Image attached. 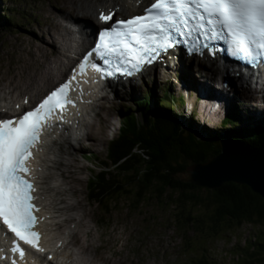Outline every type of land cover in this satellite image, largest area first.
<instances>
[{
    "label": "rangeland",
    "instance_id": "374dc122",
    "mask_svg": "<svg viewBox=\"0 0 264 264\" xmlns=\"http://www.w3.org/2000/svg\"><path fill=\"white\" fill-rule=\"evenodd\" d=\"M79 1L84 2V0L0 1V15L3 16L4 12L8 13L11 21L8 27L0 26V97L5 92L7 94L8 89L13 87L16 91L19 89L23 91L14 94L16 96L19 93L17 101H20L27 92L36 93L47 83V71L51 69L52 63L57 61V54L61 53L55 45L50 44L49 33H58L57 30L62 28L61 23L64 21V14L57 15L55 20L50 18V14H54L58 7L64 9L62 13L65 11L68 18H77V14L71 10V7L78 6ZM105 2V0H98L94 4L98 7ZM87 29L89 30V27ZM54 37H52L53 40H55ZM76 37L79 39V35ZM43 45L46 47V52L36 58L37 47ZM53 47L56 50H52ZM63 61L66 60L63 59ZM61 68L64 69V67ZM52 73L56 77L55 72L52 71ZM199 80H201L199 73L196 71L192 74L188 73L185 65L152 70L136 83L134 90L123 89L114 101L109 99L111 101L101 105L99 117L94 119L90 135H88L90 139L88 142H83V148H75L74 151L67 147L65 154H62L64 163H69L68 168H63L66 186L74 193L71 196L72 202L76 201L75 204H78V209L70 214L76 218V221L83 218L88 226L77 229L80 231V236L76 235L80 241H83V245H90L92 248L87 260L96 258L104 264H188L192 259L204 263L205 260L202 257L206 254L207 259L212 263L236 264L249 243H254L259 233L264 231V223L260 225L247 223L230 232L220 233L210 241H207L203 234L196 236L191 231L187 239L194 246L192 245L188 252L184 248L183 252L186 254L184 255L180 250V246L186 242V239H182L184 233L173 226L177 223L172 221L168 212H165L168 207L166 208L157 200H150L140 205L138 210L135 208L130 210L125 203H121L117 207L110 208V213L103 216L106 218L101 220L104 225L97 222L100 221V212L97 206L88 201L86 185L88 177L92 173L97 174L98 169L82 156H90L92 161H96V165L108 163L107 147L110 140L118 135L119 119L124 116L123 113L126 110L134 109L136 101L138 102L150 90L155 100L161 98L165 90H169L171 101L175 103L179 95H186L185 108L174 106L165 115L173 119H181L183 116L181 120L184 126L188 123H193L198 128L204 126L213 130V135L217 138L222 130L221 123L229 113L228 102L219 108L212 103L213 99L209 101L210 103L207 102L205 96L198 91L200 90L198 86L201 84ZM27 86L30 89L26 90ZM189 92H191L190 97ZM248 92L243 89L236 94V98L225 92L224 95L230 99L229 102L235 103L233 107L238 108L237 114L244 121H248L250 116H254L257 120L261 116V111L253 112L250 105L253 96ZM230 97L235 100L233 101ZM196 99L199 102H196ZM205 103L209 104L208 108L205 107ZM254 105L262 106L258 101ZM191 112L193 116L190 120ZM256 120L251 118L248 122H252L255 126ZM202 132L199 130L197 134L205 137ZM91 138L96 140V143L91 141ZM66 196L63 195L62 198ZM70 223L68 226L72 225ZM65 230L63 229L62 232ZM88 231L92 232L90 239L92 243H88L90 241L82 237ZM203 248L206 253L203 252Z\"/></svg>",
    "mask_w": 264,
    "mask_h": 264
},
{
    "label": "trees",
    "instance_id": "16d2710c",
    "mask_svg": "<svg viewBox=\"0 0 264 264\" xmlns=\"http://www.w3.org/2000/svg\"><path fill=\"white\" fill-rule=\"evenodd\" d=\"M9 17L5 12L0 15V26H10ZM170 95L165 90L162 98L155 100L150 90L134 109L123 113L119 134L108 144V163L97 166L98 173L92 174L86 185L88 201L97 206L100 221L121 203L138 210L140 205L157 200L168 207L165 212L177 223L173 226L184 233L186 251L193 245L187 239L191 231L210 241L243 224L264 223V199L248 186L228 182L208 189L184 182L190 166L204 165L221 152L223 140L264 151V121L255 126L245 124L236 109L226 115L215 138L213 130L204 126H184L183 116H166L174 106L183 108L185 104L184 96L175 103ZM199 130L205 137L197 134ZM202 258L204 263L192 259L190 264H221L212 263L206 254ZM236 264H264V231L249 243Z\"/></svg>",
    "mask_w": 264,
    "mask_h": 264
},
{
    "label": "snow or ice",
    "instance_id": "6c2138e0",
    "mask_svg": "<svg viewBox=\"0 0 264 264\" xmlns=\"http://www.w3.org/2000/svg\"><path fill=\"white\" fill-rule=\"evenodd\" d=\"M112 18V14L100 17L106 22ZM174 33L185 42L188 38L224 39L231 55L255 61L264 57V0H154L144 15L117 21L101 31L80 72L90 66L101 78L117 73L131 76L152 63L160 50L173 47ZM93 55L106 67L90 63ZM70 88L68 81L22 116L0 119V232L6 227L13 234L11 250L21 259L25 255L21 242L44 250L36 231L40 209L34 203L37 189L29 164L48 122L73 103Z\"/></svg>",
    "mask_w": 264,
    "mask_h": 264
},
{
    "label": "bare ground",
    "instance_id": "6f19581e",
    "mask_svg": "<svg viewBox=\"0 0 264 264\" xmlns=\"http://www.w3.org/2000/svg\"><path fill=\"white\" fill-rule=\"evenodd\" d=\"M95 1L98 0H84V2L81 1L82 3L79 1L78 6L71 7V10L77 14V18H68L65 11L62 13L64 9L58 7L56 9V12H54V14H50V18L52 20H55L57 15L64 14L63 15L64 21L63 23H61L62 28L60 30H57L58 33L56 34L49 33L51 36L50 44L55 45V47L59 49L61 53L60 55L57 54V58H56L57 61H54L52 63L51 69L47 71L48 74L47 75L48 79L46 81L47 83H45L42 88H39V90H37L36 93H32L31 91L27 92L30 101L37 100V98H39L42 94H44L49 89V87H51L55 83V81L59 79V77L64 76L63 69L61 67L66 66L67 62H63V58H67V60L70 62V56L68 55V52L70 53L72 50L75 49V46L72 43L73 30L71 27L67 26L64 22H74L80 26L78 33L81 36V48L85 49L90 45V33H88V31L85 28L89 27L90 28L89 31H91L95 29V27L96 28L97 26L99 27L97 22V6H95L94 4ZM105 1H107V4L106 5L105 3L100 4L99 7H102V10L103 9L114 10L115 7L118 6L119 9L116 14H118L120 17H122V14H128V17H130L139 11L138 8L139 0H105ZM52 37H54L55 40H53ZM52 50H56V49L53 47ZM45 52H46V47L44 45L37 47L35 53V55L37 54L36 58L40 57V54H44ZM53 55H55V53ZM228 65L231 64L225 63L224 65H221V67H218V69H215L214 67L206 68V65L199 62V65L196 66L197 68L196 70L201 71V73L199 72V76L201 78L199 82L201 81V84L198 86L200 88V90L198 91L199 93L201 92V94L205 96L207 102H209L210 100L212 101V99L213 100L220 99V100L228 101L227 96L224 95V92L225 94L228 95V93L234 90L235 86L242 87L244 86L245 80L248 79V81H250L249 80L250 76H247L245 79L238 82L236 79H234L231 76L230 73L224 72L223 70L227 69L229 67ZM173 66L175 65L173 64ZM165 69H168V66L165 67ZM52 71L55 72L56 77L53 76L54 73H52ZM251 78L253 79V77ZM41 79L42 78L40 76L39 80L41 81ZM39 80L38 82H40ZM28 89H30L29 86H27L26 90ZM8 90L9 92L7 94L5 92V94L3 95L4 100L1 101V102L4 101L7 104L10 102L9 96L12 94V92L16 91L13 87L9 88ZM131 90H134L133 86L131 87ZM246 90H249L248 92L249 95L253 96V100H250V105L253 108V112H256L255 110H257L264 113V95H262L261 92L248 89V86L246 87ZM17 92L22 93L23 91L19 89ZM122 92L118 90H113L115 98H118L119 97L118 95ZM190 96H191V92H189V97ZM107 98L108 96H105L100 99L102 104L111 101L108 100ZM234 98L236 97L234 96ZM234 98L232 97L231 99H233L234 101ZM114 100L115 99H113L112 101ZM257 101L258 103L262 104L261 107L260 105H254L255 102ZM251 102H253V104ZM16 103L18 104V102ZM229 103L233 104V102H229ZM208 106L209 104L205 103V107L208 108ZM221 106L223 105H220L219 107ZM97 109L98 107L94 105H89L85 107L83 109L81 118H83L85 114L91 116ZM93 123L94 122L91 123L83 119L82 122L79 124L78 129L82 128V130L84 129L89 130V132L85 136H82L80 138L81 145L79 147L83 148L82 145L83 142L86 141L88 142V139H90V137L88 138V135H90L89 133L91 131V126ZM49 138L50 139L46 140L44 147L41 149L39 157L37 159V163L35 165L37 169L36 179L40 191L39 204L41 207L42 231L44 234V243L46 246L50 247L53 244V241L56 240L55 242V246H56L59 242H61L64 239L62 242V246L56 249L55 251V257L61 258L62 264H104L100 259H96V258H91V260H87L88 257H90L89 255L91 254V253L89 254V251L92 248L90 247V245H83V241H80L76 237V235L78 237L80 236V231L77 229L86 228L88 226L83 221V218L78 219L76 221V218H74L70 214V212L78 209V204H75L76 201L72 202L71 196L74 193L72 192L71 188H68L66 186V181L63 174V168H68L69 163H64L65 161L62 158V154H65L67 146H69L68 145L69 143H67L66 141H62V138L60 136L58 137L56 132L53 133ZM92 140L93 139L91 138V141ZM93 142L96 143V140H93ZM72 148L75 151V147H71V146L68 147L69 150H71ZM73 160L74 159H72V161ZM63 195H67V196L65 198H62ZM69 222H71L70 224H72L70 225L71 227L68 226ZM63 229L66 230L62 232ZM62 235L63 236L65 235V238H62ZM66 236H67V240H66ZM82 237L84 239H87V241H90L92 237V232L88 231ZM88 243H92V242L90 241Z\"/></svg>",
    "mask_w": 264,
    "mask_h": 264
},
{
    "label": "water",
    "instance_id": "95a60500",
    "mask_svg": "<svg viewBox=\"0 0 264 264\" xmlns=\"http://www.w3.org/2000/svg\"><path fill=\"white\" fill-rule=\"evenodd\" d=\"M184 182L208 189L234 182L264 199V151L223 140L221 152L204 165L190 166Z\"/></svg>",
    "mask_w": 264,
    "mask_h": 264
}]
</instances>
